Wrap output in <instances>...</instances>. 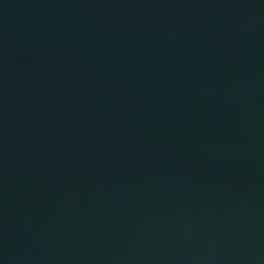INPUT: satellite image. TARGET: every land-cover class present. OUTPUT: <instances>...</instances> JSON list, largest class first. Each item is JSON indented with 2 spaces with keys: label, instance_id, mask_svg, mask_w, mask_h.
Instances as JSON below:
<instances>
[{
  "label": "water",
  "instance_id": "obj_1",
  "mask_svg": "<svg viewBox=\"0 0 264 264\" xmlns=\"http://www.w3.org/2000/svg\"><path fill=\"white\" fill-rule=\"evenodd\" d=\"M0 264H264V0H0Z\"/></svg>",
  "mask_w": 264,
  "mask_h": 264
}]
</instances>
